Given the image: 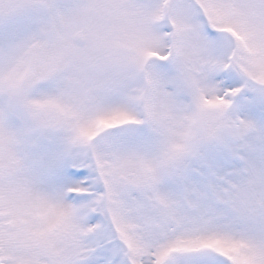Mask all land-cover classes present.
<instances>
[{"label":"snow or ice","instance_id":"obj_1","mask_svg":"<svg viewBox=\"0 0 264 264\" xmlns=\"http://www.w3.org/2000/svg\"><path fill=\"white\" fill-rule=\"evenodd\" d=\"M0 264H264V0H0Z\"/></svg>","mask_w":264,"mask_h":264}]
</instances>
